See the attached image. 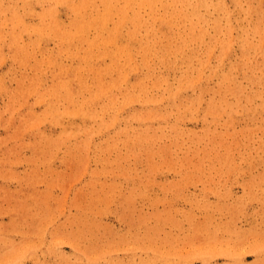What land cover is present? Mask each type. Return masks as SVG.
I'll return each instance as SVG.
<instances>
[{
	"label": "rangeland",
	"instance_id": "rangeland-1",
	"mask_svg": "<svg viewBox=\"0 0 264 264\" xmlns=\"http://www.w3.org/2000/svg\"><path fill=\"white\" fill-rule=\"evenodd\" d=\"M0 264H264V0H0Z\"/></svg>",
	"mask_w": 264,
	"mask_h": 264
}]
</instances>
